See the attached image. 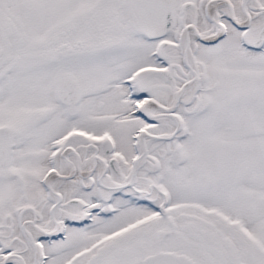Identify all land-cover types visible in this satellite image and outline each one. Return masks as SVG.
<instances>
[{"label":"snow or ice","instance_id":"1","mask_svg":"<svg viewBox=\"0 0 264 264\" xmlns=\"http://www.w3.org/2000/svg\"><path fill=\"white\" fill-rule=\"evenodd\" d=\"M0 264H264V0H0Z\"/></svg>","mask_w":264,"mask_h":264}]
</instances>
